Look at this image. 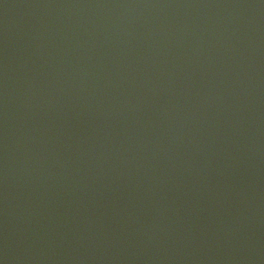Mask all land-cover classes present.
I'll list each match as a JSON object with an SVG mask.
<instances>
[{
  "label": "water",
  "instance_id": "water-1",
  "mask_svg": "<svg viewBox=\"0 0 264 264\" xmlns=\"http://www.w3.org/2000/svg\"><path fill=\"white\" fill-rule=\"evenodd\" d=\"M0 264H264V0H0Z\"/></svg>",
  "mask_w": 264,
  "mask_h": 264
}]
</instances>
